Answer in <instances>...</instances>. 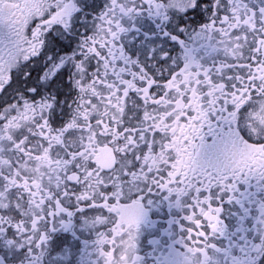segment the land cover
<instances>
[{
	"label": "snow or ice",
	"instance_id": "1",
	"mask_svg": "<svg viewBox=\"0 0 264 264\" xmlns=\"http://www.w3.org/2000/svg\"><path fill=\"white\" fill-rule=\"evenodd\" d=\"M0 264H264V0H0Z\"/></svg>",
	"mask_w": 264,
	"mask_h": 264
}]
</instances>
